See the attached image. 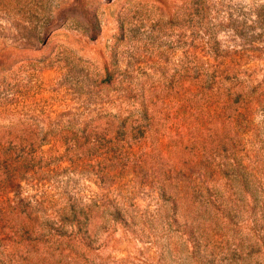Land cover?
<instances>
[{
	"label": "rangeland",
	"instance_id": "rangeland-1",
	"mask_svg": "<svg viewBox=\"0 0 264 264\" xmlns=\"http://www.w3.org/2000/svg\"><path fill=\"white\" fill-rule=\"evenodd\" d=\"M210 48L237 50L243 73L261 81L264 0H0L1 139L16 129L57 134L68 126L103 136L91 138L92 165L80 137V159L73 165L63 158L50 177L53 191L63 185L99 206L89 247L76 248L87 264H264V109L229 130L218 126L219 149H208L212 135L193 141L170 113L211 62ZM150 95L166 98L158 109L168 117L151 120L138 145L127 136L129 123L116 133L117 121L109 127L96 119L135 112ZM224 155L253 167L247 179L256 182L255 201L237 178L209 171L207 163ZM194 156L201 157L191 176L195 190L209 200L198 213L189 199L173 206L158 193L163 178L191 169L172 166ZM36 177L46 180L42 171ZM22 184L23 195L34 191Z\"/></svg>",
	"mask_w": 264,
	"mask_h": 264
},
{
	"label": "trees",
	"instance_id": "trees-1",
	"mask_svg": "<svg viewBox=\"0 0 264 264\" xmlns=\"http://www.w3.org/2000/svg\"><path fill=\"white\" fill-rule=\"evenodd\" d=\"M210 51L207 55L211 62L201 66V76L191 79L192 90L188 97L182 96L178 107L170 113L175 127L190 129L193 141L212 135L215 142L208 149H219L224 137L218 135V126L229 130L231 124L235 126L242 120L251 121L253 111L264 109V77L255 82L251 71L243 73L246 69H242L244 64L238 63L237 50L230 54L211 48ZM104 68L103 81L110 83L113 71L108 66ZM161 98L150 95L138 101L139 107L135 112L132 110L126 115L107 113L96 119L105 118V125L109 127L117 121L116 133L129 123L131 131L127 136L138 145L144 137V127L151 120L163 124L168 117L167 111L163 113L164 109H158L160 104L164 107L166 104V98ZM63 129L66 131L57 134H53L52 129L41 134L35 128L20 129L19 132L16 129L8 142L0 137V264H87L86 258L76 248L77 245L89 247L92 234L97 230L94 214L98 213L99 206L95 197L83 202L77 193L63 185L53 191L50 177L58 172V161L67 158L75 165L80 159L77 154L80 137L88 142L86 159L92 165L91 161L96 156L90 146L93 144L91 138L95 141L103 136L95 137L93 129L86 135L78 134L70 126ZM230 137L227 135L225 138ZM45 145L48 148L44 149ZM63 145L65 147L61 149ZM224 156L217 163L209 161L206 166H213L209 171L237 178L243 190L255 201L256 182L250 185L247 179L253 167L247 169V164ZM197 157L179 161V168L172 166L176 173H181L182 167L191 169L186 174L174 175L173 179L163 178L158 187L160 197L170 198L173 206L178 201L189 199L188 206H195L196 213L200 206H204L202 211H207L209 201L196 192L191 178L193 167H199L201 162V157ZM121 166L129 167L126 162ZM38 171L46 174L45 181L40 182L43 178L36 177ZM107 172L101 167L100 176L103 178ZM22 181L34 191L23 195ZM262 206L264 214V204ZM116 213H119L118 209ZM193 216L196 218L197 215Z\"/></svg>",
	"mask_w": 264,
	"mask_h": 264
}]
</instances>
